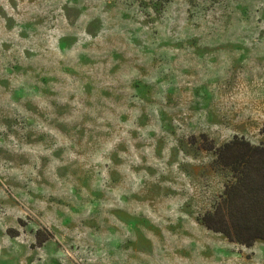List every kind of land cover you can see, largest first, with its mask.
I'll return each instance as SVG.
<instances>
[{"label":"rangeland","instance_id":"obj_1","mask_svg":"<svg viewBox=\"0 0 264 264\" xmlns=\"http://www.w3.org/2000/svg\"><path fill=\"white\" fill-rule=\"evenodd\" d=\"M264 142V0H0V264H264L200 220Z\"/></svg>","mask_w":264,"mask_h":264},{"label":"trees","instance_id":"obj_2","mask_svg":"<svg viewBox=\"0 0 264 264\" xmlns=\"http://www.w3.org/2000/svg\"><path fill=\"white\" fill-rule=\"evenodd\" d=\"M215 150L216 162L229 169L231 178L200 220L229 241L252 246L264 240V142L235 135Z\"/></svg>","mask_w":264,"mask_h":264}]
</instances>
